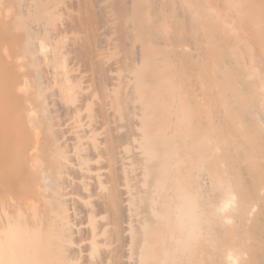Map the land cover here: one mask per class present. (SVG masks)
Returning <instances> with one entry per match:
<instances>
[{
	"label": "bare ground",
	"instance_id": "6f19581e",
	"mask_svg": "<svg viewBox=\"0 0 264 264\" xmlns=\"http://www.w3.org/2000/svg\"><path fill=\"white\" fill-rule=\"evenodd\" d=\"M262 138L264 0H0V264H264Z\"/></svg>",
	"mask_w": 264,
	"mask_h": 264
},
{
	"label": "clouds",
	"instance_id": "9594fccd",
	"mask_svg": "<svg viewBox=\"0 0 264 264\" xmlns=\"http://www.w3.org/2000/svg\"><path fill=\"white\" fill-rule=\"evenodd\" d=\"M224 210L221 207L217 212ZM160 218L177 252L191 251L199 245L206 220L205 210L197 194L178 186Z\"/></svg>",
	"mask_w": 264,
	"mask_h": 264
},
{
	"label": "rangeland",
	"instance_id": "374dc122",
	"mask_svg": "<svg viewBox=\"0 0 264 264\" xmlns=\"http://www.w3.org/2000/svg\"><path fill=\"white\" fill-rule=\"evenodd\" d=\"M170 28H172V27L170 26ZM200 28H201V26H200ZM202 28H203V32H202L203 35H204V34H209V32L206 33V31H205L206 29H205L204 27H202ZM197 33H198V38H199V37H202V35H201L202 33H201L200 30H199V31L197 30ZM197 33H196V35H197ZM200 33H201V34H200ZM199 35H200V36H199ZM169 36H171V34H170ZM206 36H207V35H205L204 38L202 37L204 41H203V43L199 46V48L202 47V46H204V47H202V48H205V46L207 45V42L212 43V42L210 41V39H208L209 36H207V37H206ZM205 37H206L207 39H205ZM212 37H214V34H213ZM220 37H221V36H220ZM206 40H207V41H206ZM219 40H220V38H219V36H218V37L216 38V42L219 41ZM202 48H201V49H202ZM192 51H193V49H192ZM198 51H199V49H198ZM198 51H197V52H198ZM211 51H212V50H211ZM208 52L210 53V50H208ZM206 53H207V51H206ZM260 95H261V94H260ZM251 126H252V125H251ZM252 128L255 130L254 124H253V127H252ZM260 136H261V134H259V136H258L259 139H260ZM262 139H264V138H262ZM263 142H264V140H263ZM260 143H261V140H260Z\"/></svg>",
	"mask_w": 264,
	"mask_h": 264
}]
</instances>
